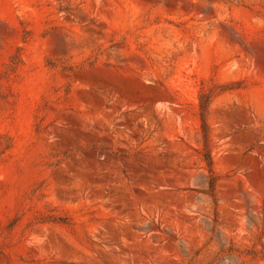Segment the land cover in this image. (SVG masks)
<instances>
[{
    "label": "rangeland",
    "instance_id": "obj_1",
    "mask_svg": "<svg viewBox=\"0 0 264 264\" xmlns=\"http://www.w3.org/2000/svg\"><path fill=\"white\" fill-rule=\"evenodd\" d=\"M0 264H264V0H0Z\"/></svg>",
    "mask_w": 264,
    "mask_h": 264
}]
</instances>
